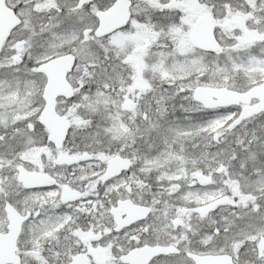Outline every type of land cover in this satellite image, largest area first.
I'll use <instances>...</instances> for the list:
<instances>
[{
	"label": "snow or ice",
	"instance_id": "snow-or-ice-1",
	"mask_svg": "<svg viewBox=\"0 0 264 264\" xmlns=\"http://www.w3.org/2000/svg\"><path fill=\"white\" fill-rule=\"evenodd\" d=\"M0 264H264V0H0Z\"/></svg>",
	"mask_w": 264,
	"mask_h": 264
}]
</instances>
